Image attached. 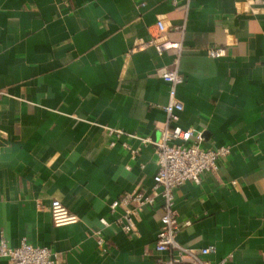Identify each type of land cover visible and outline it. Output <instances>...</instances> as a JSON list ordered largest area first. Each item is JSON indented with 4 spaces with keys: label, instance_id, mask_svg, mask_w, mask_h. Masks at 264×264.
<instances>
[{
    "label": "crops",
    "instance_id": "1",
    "mask_svg": "<svg viewBox=\"0 0 264 264\" xmlns=\"http://www.w3.org/2000/svg\"><path fill=\"white\" fill-rule=\"evenodd\" d=\"M158 20L180 52L148 44ZM177 59L180 125L198 129L203 147L231 148L218 171L176 189L179 221H191L177 241L215 246L213 259L231 255L224 264H264V0H0V239L48 246L60 264L169 257L155 248L162 197L133 233L110 209L137 187L152 192L155 147L127 135L110 146L104 127L159 138L162 75ZM54 199L81 221L55 226Z\"/></svg>",
    "mask_w": 264,
    "mask_h": 264
},
{
    "label": "built area",
    "instance_id": "2",
    "mask_svg": "<svg viewBox=\"0 0 264 264\" xmlns=\"http://www.w3.org/2000/svg\"><path fill=\"white\" fill-rule=\"evenodd\" d=\"M158 33L154 35L149 45H154L159 53L183 49V41L172 40L166 36L167 26L163 20L156 24ZM213 57L226 54L225 48H210ZM178 59L176 65L163 72V79L169 84L168 101L163 105L166 120L162 124L160 137L154 139L137 133H128L116 127L105 126L110 138V146H115L118 141L127 135L138 139L142 144H152L155 147L158 159V170L154 176L152 192L135 188L110 204L111 213L122 209L119 222L127 233L135 230V217L145 208L155 204L158 197L163 198V213L161 228L158 231L155 248L161 252H168L169 257L161 259L159 264H224L231 255L215 260L212 256L217 252L215 246L188 247L177 241V234L182 226L191 224L187 220L180 222L176 209V189L186 182L200 184L202 175L206 172H216L222 161L231 153L227 145L216 148L202 146V133L195 127H182L180 125L181 113L184 111V102L178 95V86L184 82V77L179 72ZM135 155L137 149H132L127 142L123 143ZM50 212L55 226L75 224L81 217L71 211L60 200L54 199L50 204ZM102 226L94 234L99 245L104 244L103 231L110 225L106 217H101ZM0 256L9 260L10 264H60L58 253L48 246H38L22 241L13 247L3 237L0 239Z\"/></svg>",
    "mask_w": 264,
    "mask_h": 264
}]
</instances>
